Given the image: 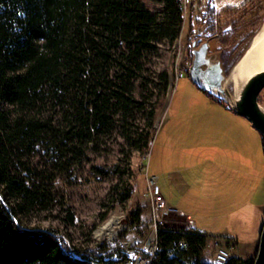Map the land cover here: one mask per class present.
Listing matches in <instances>:
<instances>
[{
    "label": "trees",
    "instance_id": "16d2710c",
    "mask_svg": "<svg viewBox=\"0 0 264 264\" xmlns=\"http://www.w3.org/2000/svg\"><path fill=\"white\" fill-rule=\"evenodd\" d=\"M154 1L156 11L144 0H0V264H116L133 251L98 245L74 255L63 239L29 222L49 209L50 170L87 159L117 127L135 150L149 148L150 135L131 122L143 105L136 84L146 55L160 42L172 44L184 24L179 0ZM226 10L206 7L211 37ZM162 76L167 85L168 73ZM153 121L152 111L149 126ZM36 157L47 161L39 165ZM157 238L150 264H213L202 258L204 233L165 227ZM254 262L233 256L226 264Z\"/></svg>",
    "mask_w": 264,
    "mask_h": 264
},
{
    "label": "rangeland",
    "instance_id": "374dc122",
    "mask_svg": "<svg viewBox=\"0 0 264 264\" xmlns=\"http://www.w3.org/2000/svg\"><path fill=\"white\" fill-rule=\"evenodd\" d=\"M144 3L152 11L160 8V4L154 0H144ZM191 6L195 8L193 30L190 27ZM207 6H214L217 11L229 8L224 11V17H217L218 27L214 37H211L203 22ZM183 15L180 36L172 44L160 42L154 52L146 55L145 70L136 84V98L143 105L134 112L131 122L138 132L150 135L149 148L135 150L117 127L111 136L101 140L99 151L90 152L87 159L69 170H50L47 175L53 177L49 185L52 201L48 210L31 215L29 226L50 230L69 245L70 253L74 255L77 248L98 245L116 247L121 243L133 251L116 264H127L128 260L141 255L139 251L144 253V257L152 255L156 246L153 232L155 211L149 193L147 162L151 159L157 135L161 133L163 125L166 126L164 122L169 116L171 103L169 94H172L175 85L178 86L176 70H184V76L189 78L187 73L193 59L192 43L198 39L199 43L209 40L210 53L222 59L228 73L263 23L264 0H194ZM165 71L168 73L167 85L162 76ZM260 103L264 105V89L260 94ZM152 111L154 121L149 126ZM46 161L35 158V163L39 165ZM130 189L133 193L124 200ZM114 215L122 218V227L116 226V232L109 237L102 228ZM187 224L188 220L183 215L171 211L164 215L161 228L185 230ZM215 251L206 247L203 260L211 263ZM232 253L234 255V248Z\"/></svg>",
    "mask_w": 264,
    "mask_h": 264
},
{
    "label": "crops",
    "instance_id": "0c3cea01",
    "mask_svg": "<svg viewBox=\"0 0 264 264\" xmlns=\"http://www.w3.org/2000/svg\"><path fill=\"white\" fill-rule=\"evenodd\" d=\"M185 76L171 94L148 176H155L156 191L207 235L208 249L227 238L234 241L233 256L255 257L264 223L262 135Z\"/></svg>",
    "mask_w": 264,
    "mask_h": 264
},
{
    "label": "water",
    "instance_id": "95a60500",
    "mask_svg": "<svg viewBox=\"0 0 264 264\" xmlns=\"http://www.w3.org/2000/svg\"><path fill=\"white\" fill-rule=\"evenodd\" d=\"M192 53L188 74L194 84L201 91L225 100L236 114L245 117L264 138V105L260 103V94L264 89V69L250 77L238 96L234 97L226 85L232 68L228 73L225 72L222 59L210 53L209 40L201 43L198 39L194 40ZM254 264H264V223Z\"/></svg>",
    "mask_w": 264,
    "mask_h": 264
},
{
    "label": "built area",
    "instance_id": "2783aa9c",
    "mask_svg": "<svg viewBox=\"0 0 264 264\" xmlns=\"http://www.w3.org/2000/svg\"><path fill=\"white\" fill-rule=\"evenodd\" d=\"M179 1H180V7L182 11L184 12L188 10L190 4L193 3L194 0H179ZM184 75H185L184 70H181V69L176 70L177 79L184 77ZM149 185H150L149 193L152 196V202L154 206L153 209L155 211L153 213L154 215L153 216L154 218L153 232H154L156 246L152 252V256H154L157 251L158 231L161 229L164 215L171 211L172 212L174 211L177 213H179V211L175 207H173L170 203H168L164 195L156 191V177L155 176L149 178ZM180 215H182V213ZM194 230H195L194 222L192 219H189L185 231H194ZM181 243L184 244V242H181ZM119 247L122 249H126L127 245H125L124 243H121ZM233 247H234V242L232 241L230 242L227 238H220L218 240L217 249L215 251L212 263L213 264H226L233 257V253H232ZM138 262L139 264H150L151 258L144 257L141 254L138 257L128 260L127 264H138Z\"/></svg>",
    "mask_w": 264,
    "mask_h": 264
},
{
    "label": "bare ground",
    "instance_id": "6f19581e",
    "mask_svg": "<svg viewBox=\"0 0 264 264\" xmlns=\"http://www.w3.org/2000/svg\"><path fill=\"white\" fill-rule=\"evenodd\" d=\"M264 21V20H263ZM264 69V22L252 37L243 55L232 67L226 85L231 89L234 97H237L246 81L255 73ZM116 226L122 227L120 216H111L102 228L105 235L112 237L116 232ZM112 238L109 240L111 241Z\"/></svg>",
    "mask_w": 264,
    "mask_h": 264
}]
</instances>
